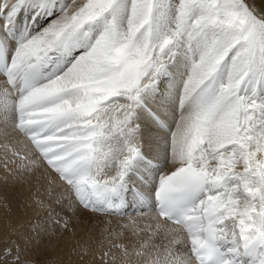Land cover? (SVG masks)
<instances>
[{"label": "snow or ice", "instance_id": "obj_1", "mask_svg": "<svg viewBox=\"0 0 264 264\" xmlns=\"http://www.w3.org/2000/svg\"><path fill=\"white\" fill-rule=\"evenodd\" d=\"M0 78L35 236L135 206L103 264H264V0H0Z\"/></svg>", "mask_w": 264, "mask_h": 264}, {"label": "bare ground", "instance_id": "obj_2", "mask_svg": "<svg viewBox=\"0 0 264 264\" xmlns=\"http://www.w3.org/2000/svg\"><path fill=\"white\" fill-rule=\"evenodd\" d=\"M14 151H26L23 137L11 127L7 128L5 134V126L0 122V244L3 247L5 238L10 237V241H15L25 257L33 262L37 260L39 264H103L101 255L109 249L116 252L119 258V250L112 248V245L118 242L126 243L128 239L135 240L137 237H132L130 232H126L117 239L113 233L122 232L123 226L133 219L144 227L154 215L143 209L142 216L135 206L125 210L129 217H123L121 214L119 216L122 217L117 215L119 218L83 208L75 211L66 209V218L70 220L68 230L58 229L53 235L35 236L30 230V225L37 222L33 207L37 199L48 198V181L45 178L38 182L33 178L21 183L13 179L12 173L20 162L19 158L13 155ZM52 175L55 176V173ZM58 185L57 194L63 192L66 196L63 182H58ZM56 207L59 211V207ZM105 260L110 264V257Z\"/></svg>", "mask_w": 264, "mask_h": 264}, {"label": "rangeland", "instance_id": "obj_3", "mask_svg": "<svg viewBox=\"0 0 264 264\" xmlns=\"http://www.w3.org/2000/svg\"><path fill=\"white\" fill-rule=\"evenodd\" d=\"M2 124H3V123H2ZM172 127L174 128V127H175V124H173ZM89 211H91V210H89ZM126 212H127V211H125V212L123 213V215H122L123 217H129V214L126 213ZM139 213H140V212H139ZM98 214H100V213H98ZM101 215H102V213H101ZM124 215H125V216H124ZM118 216H119V215H118ZM118 216H117V215H113L112 217H117V218L122 217V216H119V217H118ZM1 245H2V244H0V248H2ZM36 261H37V260H34V264H39V263H37Z\"/></svg>", "mask_w": 264, "mask_h": 264}]
</instances>
